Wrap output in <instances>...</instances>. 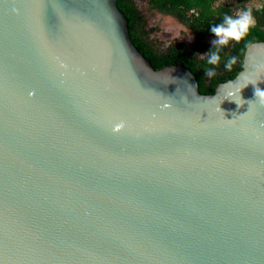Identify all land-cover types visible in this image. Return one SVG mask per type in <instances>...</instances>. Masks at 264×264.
<instances>
[{"label":"water","instance_id":"water-1","mask_svg":"<svg viewBox=\"0 0 264 264\" xmlns=\"http://www.w3.org/2000/svg\"><path fill=\"white\" fill-rule=\"evenodd\" d=\"M260 62L202 94L117 0H0V264H264Z\"/></svg>","mask_w":264,"mask_h":264},{"label":"trees","instance_id":"trees-1","mask_svg":"<svg viewBox=\"0 0 264 264\" xmlns=\"http://www.w3.org/2000/svg\"><path fill=\"white\" fill-rule=\"evenodd\" d=\"M148 2L184 22L194 32V47L176 43L162 51L154 49L149 43L145 27L141 23L143 17L134 0H117L118 8L128 19L132 42L155 69L171 64L189 68L194 73L202 94H211L218 84L234 78L243 67L246 47L252 42L264 41V0H148ZM244 8L252 10L256 21L244 39L240 42L230 40L227 45H214L213 41H203L204 37L214 35L209 28L221 23L225 14L235 16ZM213 49H218L220 55V61L215 65L208 63L207 59ZM233 56L236 57V63L230 70L226 69L225 63ZM208 69H214L212 76L207 75Z\"/></svg>","mask_w":264,"mask_h":264},{"label":"clouds","instance_id":"clouds-1","mask_svg":"<svg viewBox=\"0 0 264 264\" xmlns=\"http://www.w3.org/2000/svg\"><path fill=\"white\" fill-rule=\"evenodd\" d=\"M255 23L256 21L252 14V10L248 8L239 10L238 14L235 16L225 14L221 23L214 24L209 28L210 32L213 33L215 37H217V39L213 40L212 43L214 45H227L230 40L240 42L248 35L250 29L255 25ZM207 59H208V63L213 65L217 64L220 61L219 50L218 49L211 50L207 56ZM235 63H236V57L233 56L227 60L224 66L226 69L230 70ZM253 68H254L253 75L259 76L261 73H264V62L255 64ZM213 74H214V69L207 70V75L212 76ZM256 82L257 81L252 80V75L251 76L244 75V83L243 84L238 83V86L235 89H230L226 93L225 97H233L232 99L235 100V102L239 106L240 104L244 103V101L239 96L240 89L249 83L255 85ZM28 94L31 96L33 93L29 92ZM254 94L255 97L257 98L256 102H258L261 105H264V90H261L259 87H256L254 90ZM237 95L239 97L238 99L235 98L237 97ZM251 105H252V101H249V108L251 107ZM162 107L168 108L170 107V105L165 103ZM217 110L223 114L222 110L219 107V104L217 106ZM240 115H243V113ZM233 119L228 121H232ZM123 126H124L123 121L115 123L113 126V131H118Z\"/></svg>","mask_w":264,"mask_h":264},{"label":"rangeland","instance_id":"rangeland-1","mask_svg":"<svg viewBox=\"0 0 264 264\" xmlns=\"http://www.w3.org/2000/svg\"><path fill=\"white\" fill-rule=\"evenodd\" d=\"M146 15L148 16V27H145V30H148L147 36L155 48L162 51L175 41H182L186 45L192 46V32L186 27L181 26L173 18L167 17L150 8L146 10ZM171 31L173 32L172 35ZM166 34L170 35L165 36ZM215 39L217 37L213 35L206 37L204 41L212 42Z\"/></svg>","mask_w":264,"mask_h":264},{"label":"flooded vegetation","instance_id":"flooded-vegetation-1","mask_svg":"<svg viewBox=\"0 0 264 264\" xmlns=\"http://www.w3.org/2000/svg\"><path fill=\"white\" fill-rule=\"evenodd\" d=\"M134 3H135V5H136V7H137V9H138V11H139V13L142 15V17H143V21L141 22L142 23V25H144V27H148V16L146 15V10L147 9H152V10H155V11H157L158 13H161V14H163V15H165V16H167V17H171V18H173L177 23H179L181 26H183V27H186L187 29H189V31H191L192 32V36H193V40H192V46H188V45H186L184 42H182V41H175V42H172L171 44H176V43H183V44H185L186 46H188V47H194V42H195V35H194V32L184 23V22H182L181 20H179L175 15H173V14H171V13H168V12H164V11H162V10H160V9H158L157 7H154V6H152L149 2H148V0H134ZM142 4H143V6H142ZM145 6V7H144ZM147 32H148V30L146 31V34H147ZM172 31H171V35H172ZM170 34H166L165 36H169ZM215 36V35H214ZM206 37H208V36H206ZM206 37H204L203 38V41H204V39L206 38ZM147 38H148V36H147ZM149 39V38H148ZM149 43L151 44V42L149 41ZM170 44V45H171ZM151 46L154 48V49H157V48H155L154 47V45L153 44H151ZM169 46V45H168ZM167 46V47H168Z\"/></svg>","mask_w":264,"mask_h":264}]
</instances>
